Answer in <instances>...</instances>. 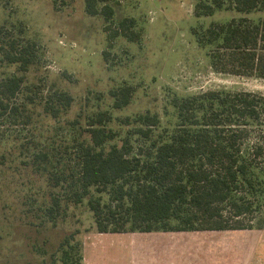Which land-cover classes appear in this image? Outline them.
I'll return each mask as SVG.
<instances>
[{
	"label": "rangeland",
	"instance_id": "rangeland-1",
	"mask_svg": "<svg viewBox=\"0 0 264 264\" xmlns=\"http://www.w3.org/2000/svg\"><path fill=\"white\" fill-rule=\"evenodd\" d=\"M197 2L108 0L115 11L114 23L133 17L141 35L138 42L119 36L109 45L104 17L87 14L85 0H0V42L29 39L36 44L34 52L31 49L35 62L27 71L0 67V78L5 74L23 78L9 109L0 111V264H63L65 251L72 264H96L86 250L106 241L116 244L104 245L112 255L106 264H165L163 259L143 256L138 246L156 238L203 236L194 230L132 231L123 225L125 209L113 205L104 206V219L111 209L118 218L114 226L124 227L121 232H98L87 198L79 204L64 199L68 205L62 201L56 205L59 198H67L66 190L48 184L41 156L48 155L54 171L65 169L70 181V175L77 178L83 146L92 144L90 121L102 112L110 114L101 125L110 136L104 148L125 146L130 158L144 160L146 152L153 153L156 134L177 124L178 99L223 87L264 93V79L215 72L210 47L193 34L194 28L227 23L241 13L217 10L197 17ZM245 16L264 19V7ZM125 86L133 88L131 101L116 109L111 92ZM55 91L70 93L71 105L63 108ZM51 107L60 108L57 117L51 115ZM145 113L160 118L149 141L138 133L142 125L137 117ZM102 189L112 191L111 186ZM102 198L103 203L110 202L106 193ZM241 219L244 224L253 219L254 228L217 237L261 242L255 246L258 250L253 248V264H264V205ZM259 224L262 228H256ZM126 249L136 250L133 258H123Z\"/></svg>",
	"mask_w": 264,
	"mask_h": 264
},
{
	"label": "trees",
	"instance_id": "trees-1",
	"mask_svg": "<svg viewBox=\"0 0 264 264\" xmlns=\"http://www.w3.org/2000/svg\"><path fill=\"white\" fill-rule=\"evenodd\" d=\"M107 1L85 0V11L104 17L109 45L119 36L138 42L141 35L135 30V18L114 23L115 11ZM262 7L264 0H198L194 8L197 17L217 10L241 13L227 23L193 29L197 41L210 47L215 72L264 79V19L245 16ZM35 45L29 39L0 42V67L17 66L20 72L27 71L35 62ZM103 56L106 60L108 52ZM22 83L19 75L0 78V111L9 109ZM132 92L131 86L113 90V107L127 106ZM55 94L63 108L71 105L70 93ZM174 108L177 124L156 134L153 153L146 152L144 160L130 158L125 146L104 148L110 137L101 126L110 120L107 111L90 121L92 144L83 146L77 178L70 175L69 181L65 169L54 171L56 165L52 166L48 155H41L48 184L66 190L67 198H59L56 205L61 201L68 205L64 199L79 204L87 198L101 233L121 232L123 225L141 232L254 228L253 219L244 224L241 217L264 205V93L223 87L182 97ZM50 109L57 117L60 108ZM137 121L142 125L138 133L146 141L151 139L152 129L160 126L159 116L149 113L139 115ZM107 186L112 191L102 189ZM103 193L110 200L107 204ZM111 205L125 209L122 227L114 226L118 218L111 209L104 219V206ZM259 225L256 228H262ZM63 253V264H72L68 252Z\"/></svg>",
	"mask_w": 264,
	"mask_h": 264
},
{
	"label": "crops",
	"instance_id": "crops-1",
	"mask_svg": "<svg viewBox=\"0 0 264 264\" xmlns=\"http://www.w3.org/2000/svg\"><path fill=\"white\" fill-rule=\"evenodd\" d=\"M234 231L240 230L199 231V234L202 233L200 236H203L196 239L156 238L143 242L138 247H140L139 251L143 256L147 255L158 260L163 259L165 264H173L178 261L184 264H238V262H240L239 264H253V248L260 246L261 242L253 239L249 241L244 238L217 237V235L221 236ZM133 242V240L129 241V244ZM106 243L109 246L116 245L115 241L114 243L106 241ZM106 243L98 244L86 250L88 256L95 262L97 261L96 264H106L112 258V255L103 248ZM120 244L124 245V248L128 246L127 243L120 242ZM127 249L124 252L125 256L122 254L123 258H133V253L136 250L129 249L127 252ZM259 251L262 253L261 249ZM260 258L258 257V259Z\"/></svg>",
	"mask_w": 264,
	"mask_h": 264
}]
</instances>
